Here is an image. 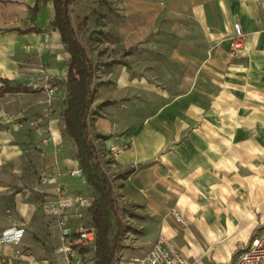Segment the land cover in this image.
<instances>
[{
    "label": "rangeland",
    "instance_id": "obj_1",
    "mask_svg": "<svg viewBox=\"0 0 264 264\" xmlns=\"http://www.w3.org/2000/svg\"><path fill=\"white\" fill-rule=\"evenodd\" d=\"M27 1L0 0V16L20 14ZM136 1L71 3L76 37L94 65L87 123L120 208L123 229L119 250L142 254L157 233L164 231L191 264L232 260L244 242L264 229V35L257 34L243 52L229 45L227 65L203 71L192 88L181 94L178 85L184 67L170 58L176 36L169 20H161L155 32L134 46L127 47L118 40V25L127 18L125 8ZM39 4L43 7L45 1ZM47 12L43 10L42 19ZM50 28L45 26V32ZM193 28L200 37V28ZM43 43L45 54L50 49ZM197 44L199 48L205 45L200 40ZM41 63L51 66L45 57ZM67 67L68 63L65 71ZM25 82L30 83V78ZM56 84L52 116H60V155L75 157L76 145L66 131L63 114L77 102L80 91L66 77L57 79ZM41 97L44 107L46 96ZM35 113L14 117L8 125L0 122L14 133L18 146L17 154L0 165V179L6 188L0 192V205L12 208L16 191L28 202L42 199L30 188L43 159L36 146L40 136L28 124ZM137 137L147 147L135 160L121 163L118 156ZM111 143L123 149L112 151ZM152 164L159 168L151 190L164 203L161 212L124 188L127 176ZM130 165L134 170L125 172ZM69 189L97 197L87 182ZM170 207H176L185 225L175 221ZM35 212L40 217L42 207L37 205ZM9 213L7 223L0 219L2 226L19 219L15 210ZM86 219L84 213L82 220L88 222ZM26 230L38 238L37 229L28 226ZM115 231L114 224L112 235ZM38 244L34 251L30 245H22L23 251L42 254L36 258L46 260L38 259L39 264H61L53 244L44 240Z\"/></svg>",
    "mask_w": 264,
    "mask_h": 264
},
{
    "label": "crops",
    "instance_id": "obj_2",
    "mask_svg": "<svg viewBox=\"0 0 264 264\" xmlns=\"http://www.w3.org/2000/svg\"><path fill=\"white\" fill-rule=\"evenodd\" d=\"M40 1H45L43 7H40ZM34 2L35 0H28L20 14L18 12L10 14L9 12V14H5L6 17L0 16V85L2 84L1 77L10 79L11 84L28 85L25 79L30 78L32 81L36 69L42 65L43 57L47 58L51 64V66L45 65L48 72L60 80L67 78L65 68L70 58L66 54L70 53L64 49L65 45L63 46L64 43L61 41L58 29L53 25L47 26L54 17L53 2L52 0H39V10L36 13V18L32 21L33 12L29 6L33 5ZM131 5V8H125L126 20L118 25L119 42L124 43L127 47L134 46L155 32L161 20H169L170 30L176 36L170 58L180 61L184 67L178 85L181 94H186V91L192 88L195 78L203 71L215 70L227 65L230 58L228 49L236 23H239L243 32L252 33V37L246 42L245 48L248 44L255 42L257 34L262 33L264 35V0H137L134 3L131 2ZM44 9H47L48 12L42 19L41 13ZM32 25L42 29L39 31H21ZM45 26L51 27L47 33ZM195 26L201 30L200 37L195 33L193 28ZM199 40L204 42V47L199 48L197 44ZM44 41L50 49L45 54H43ZM245 48L241 52L245 51ZM59 55H62L63 59H58ZM42 94L46 96L43 90L32 88L29 91L5 92L0 95V122H3L7 116L13 120L14 117L23 118L32 112L40 111L43 108L41 104ZM53 117L55 118L53 127L59 144L58 161L60 167L65 169L79 165L75 157L60 155L61 133L58 126L60 116ZM13 138L14 133L12 131H7L3 126H0V165L10 156L17 154L18 146ZM145 147L147 145H144L141 139L137 137L133 140L130 148L118 156V159L121 163L131 162L141 155ZM46 149L50 151L52 144H48ZM42 158L37 166V173L42 162L43 164L52 163V155L48 154ZM157 173H159V168L154 164L138 170L127 176L124 181V188L129 194L145 198L153 210L161 212L164 210V203L160 197H155L154 191L151 190L158 180ZM36 180L37 178H35L34 183ZM66 181L69 186L85 184L78 179H67ZM4 182L0 179V192L6 190L3 186ZM38 202H28L21 192L16 191L12 208L8 204L0 205V219L7 223L10 218V209L17 212L19 219L6 225L3 224V226L0 224V235L12 223L23 224L25 232L21 242L22 250L24 249L22 245L28 244L34 251V249H38V243L43 240L53 244L56 250L58 245L57 230L49 225V217L44 211L40 217H36L35 211ZM85 216L86 220L90 222L86 211ZM28 226L37 229V239L30 236L26 230ZM214 226L218 229L217 224ZM26 254L29 260L27 264H39L38 259L46 260L44 257L36 258L42 256L39 253L27 252ZM56 258L60 259L57 254ZM229 260L231 259L229 258L227 261ZM15 262L12 244L0 240V264H15ZM60 262L62 264L61 259ZM221 262L226 261H216L212 264Z\"/></svg>",
    "mask_w": 264,
    "mask_h": 264
},
{
    "label": "built area",
    "instance_id": "obj_3",
    "mask_svg": "<svg viewBox=\"0 0 264 264\" xmlns=\"http://www.w3.org/2000/svg\"><path fill=\"white\" fill-rule=\"evenodd\" d=\"M251 37L252 33L243 32L239 23H236L230 46L234 51L241 52ZM57 79L41 65L36 69L32 81L28 83L33 89H41L45 92L46 105L28 119V124L40 136L36 146L41 156L52 155V163L40 165L37 180L30 188L41 195L42 199L38 205L48 215L49 225L57 230L58 245L55 252L62 264H96V228L92 223L82 220L94 197L69 189L67 179H78L81 183H86L82 167L76 165L63 169L58 161L59 144L53 127L55 118L52 116V100L56 95ZM10 120L11 118L7 116L3 123H9ZM48 144H52L50 151L46 149ZM110 149L121 151L123 147L111 143ZM170 213L180 226L186 224V220L176 207H170ZM24 232L23 224L12 223L0 235L1 242L12 244L15 264L29 263L27 254L21 248ZM112 264L190 263L176 242L163 231H159L146 252L123 253L118 249ZM215 264H264V229H261L248 243L244 242L241 251L234 259Z\"/></svg>",
    "mask_w": 264,
    "mask_h": 264
},
{
    "label": "trees",
    "instance_id": "obj_4",
    "mask_svg": "<svg viewBox=\"0 0 264 264\" xmlns=\"http://www.w3.org/2000/svg\"><path fill=\"white\" fill-rule=\"evenodd\" d=\"M73 0H52L54 17L47 26H55L61 41L71 57L67 69V81L77 84L79 95L75 104L71 103L64 111L65 128L76 145V156L82 167L86 182L90 184L97 197L87 208L90 223L96 228V264H112L121 241L123 220L120 208L113 192L111 178L102 167L100 156L88 129L87 114L90 111V100L92 97V82L94 78V65L89 54L78 41L71 18V3ZM39 0L29 6L33 14L31 20L36 18L39 10ZM42 28L36 25L29 26L21 31L36 30ZM0 95L5 92L29 91L30 85L21 83L11 84V80L1 77ZM134 166L126 167L125 172H131ZM116 225V231L112 235V227Z\"/></svg>",
    "mask_w": 264,
    "mask_h": 264
}]
</instances>
